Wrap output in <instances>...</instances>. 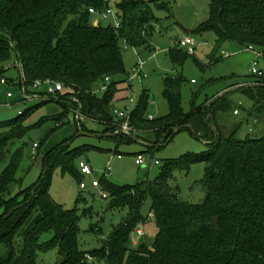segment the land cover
I'll list each match as a JSON object with an SVG mask.
<instances>
[{"label": "trees", "instance_id": "1", "mask_svg": "<svg viewBox=\"0 0 264 264\" xmlns=\"http://www.w3.org/2000/svg\"><path fill=\"white\" fill-rule=\"evenodd\" d=\"M165 2L115 0L120 19V27H115L90 11L104 10L105 0H0V64L13 60L18 69L17 64L22 65L21 88L24 86L29 95L33 94L29 87L34 88L37 80L63 85L55 96L0 122V264H39V252L50 251H56L54 264H264V130L260 136L239 139L236 125L226 134L217 116L235 109L229 93L202 105H196L193 93L190 110L186 111L181 100L184 77L166 74L163 95L170 111L149 119V95L144 90L130 115L136 135L114 134L112 102L119 84L127 81L115 80L127 74L123 44L151 48L159 23L155 9L170 12ZM208 31L216 36L210 64L219 61L218 51L228 41L264 49V0H209L208 18L190 34ZM188 55L193 54L178 42L169 59L175 65L183 64ZM250 76L258 82L239 91L253 100L249 113L256 114L260 123L264 121V78ZM106 77H110L109 82ZM237 77L233 74L218 79ZM103 85L107 88L100 91ZM39 89L37 93H47ZM49 101H56L61 110L43 117L35 127L52 119L57 128L70 112L75 116L80 109L82 115L102 124L103 132L110 133L119 144L141 139L149 144V150L181 130L191 131L208 146L194 159L206 163L204 201L184 202L171 185L174 170L188 169L193 157L168 163L153 182L119 186L103 178L99 187L103 197L111 199L108 209L128 208V215L100 248L81 250L79 208L66 209L56 202L50 184L55 167L78 179L83 176L79 157L85 148H71V138L57 144L43 155L39 180L13 193L20 182L17 175L25 149L24 144H17L30 129L28 118ZM76 122L85 131L82 119ZM40 150L38 143L37 156ZM147 198L151 208L149 216H144L141 207ZM150 218L157 226L153 241L147 243L144 233L134 245V233ZM47 233L52 237L41 242ZM86 254L93 260L89 261Z\"/></svg>", "mask_w": 264, "mask_h": 264}, {"label": "rangeland", "instance_id": "2", "mask_svg": "<svg viewBox=\"0 0 264 264\" xmlns=\"http://www.w3.org/2000/svg\"><path fill=\"white\" fill-rule=\"evenodd\" d=\"M165 4L170 6V12L155 9L159 23L151 38V48H134L123 44V60L127 74L117 76L115 80L127 78V81L118 86L121 91L116 94L112 102L113 113L123 111L131 114L140 103L145 90L149 95L147 115L151 114L154 118L166 115L170 111L169 103L163 95L166 74H180L184 77L181 100L186 111L190 110L193 93L196 94V105H202L209 100H214L216 94L230 84L232 78L220 80L218 78L225 77L221 75L230 73L229 75L232 76L236 71L235 73L242 76L240 79L250 76L248 72L255 61L254 55L247 50V47L234 41L226 42L218 51L219 61L210 64V55L216 48V36L212 31L191 34L196 40L194 54L188 55L183 64L172 63L169 59L170 50L177 49L178 42L186 36L183 28L191 31L208 18L209 0H166ZM255 51L262 54L258 57L260 58L258 67L264 71V49L257 48ZM222 52L230 54V57L224 58ZM13 62L12 60L0 64V122L11 120L17 117L20 111L42 102L41 99L23 102L20 71ZM139 70L147 75L146 79L141 80L138 76ZM2 78H5L7 83H2ZM250 79L246 81H250V84L256 83L252 77ZM129 88H133L135 93L132 94ZM98 89L96 88L95 91L97 92ZM29 90L31 93L38 92L32 87H29ZM46 90L45 85L39 89L41 92ZM229 92L230 101L241 113L239 116L233 115V111L219 113L217 120L221 126L229 128L237 124L236 136L239 139L260 136L264 129V121L257 124L254 116L251 120H246L252 109L251 100L241 91ZM9 93L11 96L8 95ZM98 95L104 94L98 93ZM60 110L61 107L56 101H49L41 105L28 118L26 124L30 126V129L17 144V146L24 144L25 149L17 175L20 182L14 186L13 193L29 188L39 180L43 169V155L57 144L71 138V148H85L79 161H84L92 168L93 176L81 175L78 179L71 173L62 171L60 167H55L50 184V193L56 202L66 209H73L76 205L79 208L78 244L81 250L100 248L113 229L128 215V208L108 209L111 199L103 197L101 187L92 186L93 180L100 181L104 178L119 186L153 182L168 163L188 156L193 157V161L189 163L188 169L174 170L171 185L178 189L179 197L184 202L202 203L204 201L206 194L202 181L206 163L202 160L194 161V159H196L195 156L205 153L208 146L191 131L181 130L175 133L171 140L162 141L157 147L149 150L147 144L141 139L132 143L119 144L115 138L110 137V133L103 132L102 124L84 115L82 123L85 131H81L72 112L63 118V125L57 128L56 121L52 119L35 127L36 122L43 117ZM35 142L41 144V150L36 160H32V147ZM140 153L145 156L144 165L136 163V156ZM80 182H85L86 188L82 189ZM150 208L151 200L147 198L141 207V213L149 216ZM139 227L145 233L144 240L151 243L157 232L154 220L150 218L146 224H140ZM51 237V233L44 234L40 241H47ZM55 261L56 251L39 252V264H54Z\"/></svg>", "mask_w": 264, "mask_h": 264}, {"label": "built area", "instance_id": "3", "mask_svg": "<svg viewBox=\"0 0 264 264\" xmlns=\"http://www.w3.org/2000/svg\"><path fill=\"white\" fill-rule=\"evenodd\" d=\"M106 2V8L102 11H97L94 9H90V11L94 14L97 15L99 20L102 21H111L113 23V25L115 27H120V19L118 16V10L115 6V0H105ZM179 46L181 48H184L185 50H187L188 53L190 54H194L195 49H196V40L194 39V37L189 34L186 35L182 40L179 41ZM249 50H252L255 52V47H253L252 45L247 47ZM257 58L260 57L262 54L259 52H256ZM258 60H255L252 64L251 70L250 72L253 75H256L258 77L264 78V72L261 68L258 67ZM140 67L142 68V64H140ZM138 76L141 78V80H144L147 78V75L145 73L142 72V70H139L138 72ZM2 83H7V80L5 78H2ZM106 81L109 82L110 81V77H106ZM47 86V93L46 94H40V93H33L31 95H29L26 92L25 87L23 86L22 89V93H23V102H26L28 100H35V99H47L49 97L55 96L59 91L63 90V85L62 83H58V82H52L51 80H47L45 82L39 81L37 80L34 84V89L38 90L41 86ZM107 85H103L100 88V91H104L106 90ZM132 94L135 93V90L133 88H129L128 89ZM9 96H11V94H8ZM75 101H77L76 98H74ZM131 102H133V99H131ZM81 108V107H79ZM239 109H235L234 113L235 114H239ZM19 113H22L21 111ZM131 114H127L123 111H118L116 113H114V123L113 125L115 126V130H114V134L115 135H125V136H129V137H134L136 135V129L133 127L132 123H131ZM75 118L76 120H80L82 118H84V116L81 114L80 109H78L77 111H75ZM149 119H153L154 117L149 114L148 115ZM95 121V120H93ZM96 122V121H95ZM37 151H38V143H34L33 147H32V159H36L37 156ZM146 162L145 160V156L144 154H138L136 156V163L139 165H144ZM156 163H158V161H156ZM79 167L81 170V173L84 176H93L94 172L92 170V168L85 163L84 161H81L79 163ZM92 186L93 187H99L100 186V181L99 180H93L92 181ZM80 187L82 189L86 188V183L82 182L80 184ZM103 196H105V194H103ZM136 235V236H135ZM144 236V231L143 229H141L140 227L137 228L136 232L133 235L132 241L133 243L136 245L137 241H139V239L141 237ZM86 258L89 261L93 260V257L90 254H86Z\"/></svg>", "mask_w": 264, "mask_h": 264}, {"label": "crops", "instance_id": "4", "mask_svg": "<svg viewBox=\"0 0 264 264\" xmlns=\"http://www.w3.org/2000/svg\"><path fill=\"white\" fill-rule=\"evenodd\" d=\"M245 47H247V46H245ZM257 49V48H256ZM255 49V50H256ZM247 50L249 51V52H251V53H253V55H254V59L255 60H259L260 58H257V55H256V51L254 52V51H252V50H249L248 48H247ZM222 55H223V57L224 58H228V57H230V54L228 55V54H226V53H224V52H222ZM263 57H264V54H263ZM14 65H15V63H14ZM262 69V68H261ZM250 70H251V68H250ZM263 70V69H262ZM236 71H234V73L233 74H235L236 76H238L237 78H233V79H231V81L229 82L230 84L229 85H226L225 87H224V89L223 90H220L217 94H216V96H215V98L214 99H216V98H218V97H220V96H222L223 94H225V93H228L229 91H239V89H237L236 87L237 86H239V85H247V86H253V84H250V81H246L247 79L246 78H243V79H240L241 77V75H239V74H237V73H235ZM264 72V71H263ZM248 73H250V72H248ZM230 74V73H229ZM229 74H225V75H221V76H231V75H229ZM232 74V75H233ZM251 74V73H250ZM248 80H251L250 78H248ZM253 80H256L257 81V79L255 78V79H253ZM239 82L237 85H233L232 86V83H235V82ZM123 83H125V82H123ZM120 85V84H119ZM235 88V89H234ZM121 91V89H119V92ZM230 93V92H229ZM243 93V92H242ZM244 95H246V94H244ZM247 96V95H246ZM248 97V96H247ZM249 98V97H248ZM250 99V98H249ZM251 100V106L250 107H252L253 108V105H254V102H253V100L252 99H250ZM235 109H238V107H236ZM235 109L233 110V115H235V116H239L240 115V113L241 112H239V114H235L234 113V111H235ZM251 109V108H250ZM251 111V110H250ZM249 111V112H250ZM249 116H247V118H246V120L247 121H249V120H251L252 119V117L254 116V118H255V123H257L258 124V122H257V120H256V115L253 113L252 115H250V113L248 114ZM221 125V124H220ZM237 125V124H236ZM236 125H234V126H231V127H229V128H225V127H223L222 126V128H224V131L226 132V133H228V132H230L233 128H235V126ZM251 130V129H250ZM264 130V129H263ZM262 130V131H263ZM147 145H149V144H147Z\"/></svg>", "mask_w": 264, "mask_h": 264}, {"label": "water", "instance_id": "5", "mask_svg": "<svg viewBox=\"0 0 264 264\" xmlns=\"http://www.w3.org/2000/svg\"><path fill=\"white\" fill-rule=\"evenodd\" d=\"M183 30H184V33H185L186 35H189V34L191 33V31L188 30V29L183 28ZM17 65H18V67H19V69H20V72H21V78H22V80H24L23 67H22V65L19 64V63H18ZM243 87H247V85H239V86H237L236 88H237V89H240V88H243Z\"/></svg>", "mask_w": 264, "mask_h": 264}]
</instances>
